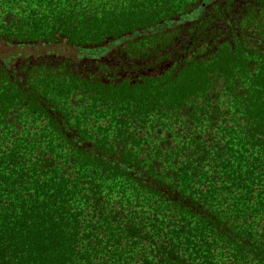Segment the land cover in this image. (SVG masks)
I'll return each mask as SVG.
<instances>
[{
	"label": "trees",
	"instance_id": "1",
	"mask_svg": "<svg viewBox=\"0 0 264 264\" xmlns=\"http://www.w3.org/2000/svg\"><path fill=\"white\" fill-rule=\"evenodd\" d=\"M0 264H264V0H0Z\"/></svg>",
	"mask_w": 264,
	"mask_h": 264
},
{
	"label": "rangeland",
	"instance_id": "2",
	"mask_svg": "<svg viewBox=\"0 0 264 264\" xmlns=\"http://www.w3.org/2000/svg\"><path fill=\"white\" fill-rule=\"evenodd\" d=\"M78 115L81 119L84 118L90 121V125L93 126V131L100 134V136L103 138L109 137L116 133L115 125L117 120L111 116H108L105 111H97V109L89 106L87 110H80ZM38 124L39 122L33 124L34 128L38 127ZM60 157L61 156L59 154L57 159L59 160Z\"/></svg>",
	"mask_w": 264,
	"mask_h": 264
}]
</instances>
